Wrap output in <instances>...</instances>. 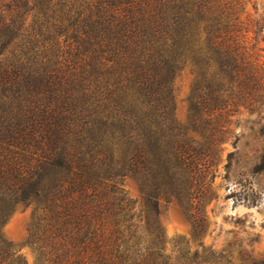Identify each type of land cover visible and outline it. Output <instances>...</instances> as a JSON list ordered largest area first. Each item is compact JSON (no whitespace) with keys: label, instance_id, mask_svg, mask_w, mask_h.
<instances>
[{"label":"trees","instance_id":"16d2710c","mask_svg":"<svg viewBox=\"0 0 264 264\" xmlns=\"http://www.w3.org/2000/svg\"><path fill=\"white\" fill-rule=\"evenodd\" d=\"M242 12L241 0H0V226L32 207L38 264H264L251 250L172 257L156 218L174 202L203 234L190 212L214 121L257 94L264 105ZM0 264H24L1 235Z\"/></svg>","mask_w":264,"mask_h":264},{"label":"rangeland","instance_id":"374dc122","mask_svg":"<svg viewBox=\"0 0 264 264\" xmlns=\"http://www.w3.org/2000/svg\"><path fill=\"white\" fill-rule=\"evenodd\" d=\"M241 2V21L249 30L248 48L254 47L253 52L264 61V52L259 51L264 48V0ZM31 19L32 14L27 23ZM192 84L188 69L174 83L175 118L180 124L188 123ZM258 101L257 94L253 101L241 102L232 107V112L214 121L221 131L211 135L214 146L209 148L206 165L194 179L196 187L190 212L197 219H204L203 234L194 237L191 221L176 203L159 202L156 218L166 254L179 257L180 250L193 252L204 247L214 251L230 249L235 257L241 250H251L254 259L264 260V105ZM121 187L133 203L132 213L143 216L136 184L126 179ZM32 219V207H19L0 226L1 237L24 264H38L31 245Z\"/></svg>","mask_w":264,"mask_h":264}]
</instances>
